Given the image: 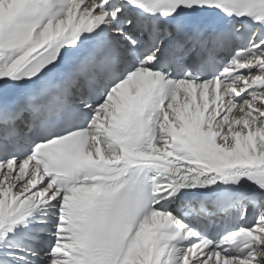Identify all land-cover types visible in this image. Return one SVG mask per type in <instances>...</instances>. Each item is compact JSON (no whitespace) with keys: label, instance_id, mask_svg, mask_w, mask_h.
Masks as SVG:
<instances>
[{"label":"snow or ice","instance_id":"6c2138e0","mask_svg":"<svg viewBox=\"0 0 264 264\" xmlns=\"http://www.w3.org/2000/svg\"><path fill=\"white\" fill-rule=\"evenodd\" d=\"M0 264H264V0H0Z\"/></svg>","mask_w":264,"mask_h":264}]
</instances>
